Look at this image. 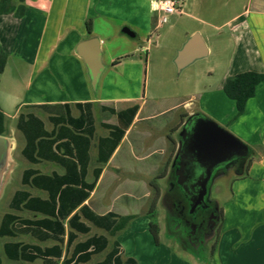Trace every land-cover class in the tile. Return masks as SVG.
Masks as SVG:
<instances>
[{
  "label": "crops",
  "instance_id": "obj_1",
  "mask_svg": "<svg viewBox=\"0 0 264 264\" xmlns=\"http://www.w3.org/2000/svg\"><path fill=\"white\" fill-rule=\"evenodd\" d=\"M201 2H196L192 16L182 18L184 10L180 17L172 15L167 27L159 23V13L149 0H12V11L0 15V53L7 55L0 73V108L5 114V136L13 139L23 159L19 161L21 186L14 191L6 213L13 212L11 203L18 192L43 200L53 196L57 202L56 218L37 208L14 211L19 218L32 221L33 232L0 237L7 239L0 250L2 262L6 258L12 264H91L101 257L97 264H102L117 243L119 264H134L133 260L137 264H195L176 254L152 253L145 228L150 225L154 200L151 182L159 179L163 189L170 173L175 151L169 136L177 142L185 119L201 112L239 136L254 152L220 205L223 219L212 264H264V81L239 116L234 100L224 91L229 76L264 73V0H236L238 10L227 15L205 13ZM98 25L108 36L107 50ZM133 26L150 32L144 47L148 53L152 47L163 49L166 35L175 36V49L162 62L122 60L129 53L121 50L126 43L119 39L127 35L122 31L125 27L135 32ZM153 31H160L159 41L152 40ZM197 33L208 48L203 58L207 60H197L177 72L178 51ZM92 37L101 41L105 66L97 91L76 53L78 44ZM135 106L138 109L131 117L127 112ZM30 123L39 130L35 135L29 131ZM121 130L124 134L119 137ZM26 132L34 135L32 142L38 147L34 161L24 155ZM28 171H32L31 179H47L49 187L24 184ZM53 183H61V188L55 191ZM59 211L68 215L62 218ZM75 214L78 219L71 224ZM57 218L64 234L37 223ZM137 219L142 230L121 241L120 234L129 233ZM77 224L89 231L75 230ZM41 231L49 237L40 235ZM96 238L102 240L104 249L78 262L96 249L94 244L78 252L79 246ZM10 242L32 246L33 254L39 253L37 247L46 254L32 262L11 261L5 254Z\"/></svg>",
  "mask_w": 264,
  "mask_h": 264
},
{
  "label": "water",
  "instance_id": "obj_2",
  "mask_svg": "<svg viewBox=\"0 0 264 264\" xmlns=\"http://www.w3.org/2000/svg\"><path fill=\"white\" fill-rule=\"evenodd\" d=\"M122 31L132 38L136 36L129 27ZM76 53L84 60L91 85L96 89L105 67L102 62L101 41L97 37L86 39L78 44ZM207 55L208 48L197 33L178 51L174 63L177 70L181 71ZM14 146L13 139L0 135V191L13 164ZM251 153L252 148L248 144L212 118L201 112L190 114L183 122L177 138L173 166H177V183L188 197L191 212L209 199L211 187L221 171L240 158H247ZM163 194L162 191L160 200H163ZM165 226L167 230L171 229L177 234L178 231L172 228L168 215L165 216ZM179 238L183 246L192 247L182 234ZM204 263H208L207 260Z\"/></svg>",
  "mask_w": 264,
  "mask_h": 264
},
{
  "label": "trees",
  "instance_id": "obj_3",
  "mask_svg": "<svg viewBox=\"0 0 264 264\" xmlns=\"http://www.w3.org/2000/svg\"><path fill=\"white\" fill-rule=\"evenodd\" d=\"M13 9L12 6V0H0V15L4 13L11 12ZM87 26L89 31H91V20L87 21ZM7 62V55L4 52L0 53V73L4 71V68L6 66ZM264 81V73H259V72H254V71H246L242 72L233 76H229L226 79L225 85H224V91L226 95L234 100L236 109H237V115H242L246 111L247 103L248 101L254 97L255 92H256V87L259 83ZM137 106L134 108H131L127 114H129L131 117L134 116V114L137 111ZM123 115V113H122ZM32 119V118H31ZM20 127L23 128V123H21ZM27 130V129H26ZM25 131V129H24ZM29 131L31 134H36L39 132L37 131V128L35 127L34 123H30ZM36 131V132H35ZM7 133V128H6V122H5V114L0 108V135H5ZM29 133V132H28ZM27 134V132H26ZM124 134V130H121L120 136ZM28 135V145L26 146L24 150V155L30 160L34 161V153L38 149L37 145L32 142L33 136ZM170 141L172 142V145L174 146V151L176 150L177 142L172 138V135L169 136ZM251 163V160L249 161V164ZM248 164V166H249ZM247 166V168H248ZM32 176V171H28L25 173L24 178H23V183L28 184V185H40L44 187H49V181L47 179H42V178H36V179H31ZM62 183V182H61ZM61 183H57L53 187L55 188V191L61 188ZM151 185L154 189L155 192V199H154V204L152 206L151 211L149 212L150 215V225L149 229L150 232L152 233L155 241L157 244H160L161 239H160V232H161V226L159 223L158 219V213L156 212V205L160 197V186L157 183L156 180H153L151 182ZM57 202L56 199L52 196L49 199L43 200V199H36L30 197V195L27 192H18L14 198L12 199L11 203V209L13 212L6 213L1 226H0V237H9V238H16L19 234H27V233H32V221L27 220V219H22L19 218L18 215L14 211H18L20 208H25L27 210H33L34 208L40 209V212L48 215L50 217H57L55 210H56ZM62 218H65L66 215L68 214H63V211H59L58 213ZM57 214V215H58ZM221 214V219L220 221L222 222L223 219V212L220 210ZM91 218L94 220V222L98 221L97 216L94 214H91ZM78 216L75 214L72 219H71V224L74 220H77ZM37 223H40L42 227L44 226L47 229L53 230L52 233H56L57 229V235L59 234H64V225L61 221L58 220V218L55 219H44L42 221H38ZM25 226V227H23ZM75 230L82 232V233H87L89 231V228L84 225V224H77L74 227ZM40 230H38L39 232ZM40 235H43L44 237H49V233L46 231H41ZM71 237H75L73 233L70 234ZM97 242V243H96ZM102 240L99 238L92 239L90 242L86 244H82L78 248V252L81 251L80 249L86 248L93 246L94 244L96 245V249L84 254L79 260V261H87L89 260L92 255L97 253V251L101 250L102 248L104 249V245H101ZM118 244L116 243L113 250L108 254L106 260L102 264H119V259L116 257L117 251H118ZM30 245H22V243H17V242H10L5 245V254L7 255L8 259L11 261H18V260H24V261H34L37 258H40L39 255H45L46 252L41 251L38 247V254H33L31 250ZM215 248V243L212 246V251H214ZM53 252V251H52ZM213 253V252H212ZM134 264H137L133 260ZM0 264H2V261L0 260Z\"/></svg>",
  "mask_w": 264,
  "mask_h": 264
},
{
  "label": "rangeland",
  "instance_id": "obj_4",
  "mask_svg": "<svg viewBox=\"0 0 264 264\" xmlns=\"http://www.w3.org/2000/svg\"><path fill=\"white\" fill-rule=\"evenodd\" d=\"M198 1H200V0H185L183 2L182 8L185 12V15H182V18H186L185 17L186 15H191V16L194 15V8H195V6H197L196 2H198ZM201 3H202L201 8L203 7V9H204L206 7L205 13H212L214 15H219L221 13H223L225 15H227V13L233 14L238 10V7L234 6V3H236V0H233V1L232 0H202ZM203 3L205 6H203ZM175 16L180 17V14L175 15ZM170 18H171V16H169V21L166 24H163L164 26L167 27L168 24H170ZM99 27L100 26L98 25L97 26L98 33H100V36L102 38L106 39L104 49L107 50V47L110 45L108 42L109 41L108 36H106L104 34L105 32L103 30H100ZM133 29L135 30V32L137 34V36L135 38H131L127 35H122V37H120L122 39H119V41L122 44H123V42L126 43L123 45V48L121 50L127 51L129 53V54H127L128 56L123 57L122 60H131V59L132 60H142L143 64L154 63L157 61L162 62V61H165V58L167 56L166 54H170L172 49H175V43H176L175 42L176 41L175 36L166 35V37L163 39V42L165 44L163 46V49H154V47H152L153 49L150 51V53H148L149 51L147 49L145 50L144 47L146 46V39L150 36V32H149V34L148 33L145 34L142 30H140L139 28H136L134 26H133ZM153 32L154 33L151 34L152 40L154 42L159 41L158 35H159L160 31H153ZM135 48H138V50L133 51V49H135ZM201 60H207V59H201ZM103 72H104V70H103ZM177 72H178V70H177ZM102 75H103V73H102ZM145 85H146L145 79H143L141 81V84H140L142 94L145 90ZM168 87H171V86H167V88ZM98 88H99V83H98V86L96 87V89L93 88V90L97 91ZM149 100H151V96H150ZM179 133H180V131L177 134L178 136H179ZM231 133H233V132H231ZM234 135L237 136L236 134H234ZM237 137L239 139H241L239 136H237ZM14 160H16L17 162L15 163ZM21 160H23V159L19 153V149L18 148L16 149L14 147V149L12 150V163L13 164L10 168L9 173L7 174V176H8L7 181L5 180L6 183L4 182V185L0 191V222L2 220L3 215L10 210L9 205H10V201H11V198H12L14 191L21 186L20 178H21V172L23 169V166L19 162ZM234 173H235L234 171H230V173L228 175L220 177L212 188L213 197L218 200L220 205H221L223 199L225 198V196L229 194V192L231 190V184H232L233 179L237 178V176H235ZM156 181L158 183L159 179H156ZM154 199H155V192H154ZM153 204H154V200H153ZM163 205H164L163 200H159L157 205H156V208H155L156 212L158 213V219H159L160 226H162L161 227L162 229L160 232V239H161L160 244L156 243L152 233L150 232L149 227H147V229L145 228V230H147V232H148V237L151 240V244L153 245V247H152L153 252L152 253H154V252L160 253L162 251V253L165 252L168 254H176L177 257L180 256V257L186 258V260L189 259V261L193 263L194 259H193V254H192L193 252H192L191 247H189L187 245L183 246L181 241H178L176 239V232H173V230H171V229L170 230L166 229L165 215L167 214V212H166V209ZM140 224H141L140 219H137L135 221L134 227L128 231L129 233L125 232L126 230L123 231L119 236L121 241H123L128 235H130V233H132V236H133L136 229H137V231L142 230V227L140 226ZM217 236H218V234H217ZM82 238H85V237H82ZM5 241H7V239L0 238V250L2 249L3 243ZM210 241L212 242L211 245L216 242V240L214 241V238ZM212 252L213 251L209 247L206 250V252L204 253V259L207 260V262L209 264H212V254H213ZM100 259H101V257H96L91 262V264H97V262ZM194 263L195 264H208V263H203V262L198 263L196 260L194 261ZM2 264H12V262H9L6 260V258H3Z\"/></svg>",
  "mask_w": 264,
  "mask_h": 264
},
{
  "label": "flooded vegetation",
  "instance_id": "obj_5",
  "mask_svg": "<svg viewBox=\"0 0 264 264\" xmlns=\"http://www.w3.org/2000/svg\"><path fill=\"white\" fill-rule=\"evenodd\" d=\"M175 154L176 150L174 152V157ZM253 156L254 152L252 150L250 156L247 158H240L221 171L211 187L209 199H206L207 201L197 207L194 212H191L192 207L190 206L188 197L177 183V166H173L174 160L171 161L169 165L170 173L167 174V178L163 184L164 188L160 189L159 200L163 190V206L166 209V215H168L172 228L178 231L176 239L180 241L179 235L182 234L189 241L192 246L193 258L198 263H204V253L209 247L212 250L214 244L211 245L212 242L210 240L213 238L214 241L216 240L221 223L220 204L218 200L213 197V186L220 177L228 175L230 171H234L235 176L244 173Z\"/></svg>",
  "mask_w": 264,
  "mask_h": 264
},
{
  "label": "built area",
  "instance_id": "obj_6",
  "mask_svg": "<svg viewBox=\"0 0 264 264\" xmlns=\"http://www.w3.org/2000/svg\"><path fill=\"white\" fill-rule=\"evenodd\" d=\"M152 8V0H149ZM185 0H155L157 7L153 11L159 13V23L166 24L169 16L182 14V5Z\"/></svg>",
  "mask_w": 264,
  "mask_h": 264
},
{
  "label": "clouds",
  "instance_id": "obj_7",
  "mask_svg": "<svg viewBox=\"0 0 264 264\" xmlns=\"http://www.w3.org/2000/svg\"><path fill=\"white\" fill-rule=\"evenodd\" d=\"M152 4H153V9H155L157 7L155 0H152Z\"/></svg>",
  "mask_w": 264,
  "mask_h": 264
}]
</instances>
